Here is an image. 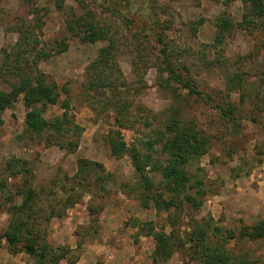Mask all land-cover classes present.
I'll return each mask as SVG.
<instances>
[{"label": "rangeland", "instance_id": "374dc122", "mask_svg": "<svg viewBox=\"0 0 264 264\" xmlns=\"http://www.w3.org/2000/svg\"><path fill=\"white\" fill-rule=\"evenodd\" d=\"M130 1L135 3L133 12H127L125 8L122 10L130 18L144 17L137 8L143 4L157 12L162 21L172 20V27L164 29L165 45H160L155 37L147 36L145 32L139 37L134 36L136 24L129 22L123 12H105L108 6L105 0H85L86 6L103 18L102 23L112 25L118 43L116 55L128 85L142 88L140 94L130 93L125 97L129 103L128 115L123 118L124 125H121L117 117L122 115L117 114L113 105L108 103L112 91L88 87L86 69L96 58L99 48L107 42L91 43L75 37L65 23L70 12H82L83 6L75 0H0V57L4 50H11L17 42L16 27L21 26L24 20L39 24V46L49 43L45 48L50 52V57L41 60L38 67L50 81L58 84L60 92L59 103L47 105L44 115L48 119L60 116L64 112L63 106L67 105L73 121L83 128L74 152L31 139L25 131L26 108L21 95L15 106L3 114L4 124L0 126V178L8 181V193L19 182L18 177L7 179L5 172L7 160L14 156L27 158L31 162L29 166L34 170L36 185L63 178L65 174L73 175L77 171L79 158L102 162L107 172L112 174L105 197L100 199V196L85 193L77 204L66 210L64 217L53 218L48 224V237L55 246L76 248L82 241L81 248H76L78 260H62L59 264H154L155 240L152 236L140 235L139 229L144 222H153L157 229L169 233L171 225L168 213L143 207L136 190L137 178L131 157L128 154L121 157L112 155L109 136L112 130L118 129L126 141L141 144L140 148L144 151L147 148L142 142L152 141V154L165 162L167 154L162 151V144L156 141L157 135L165 131L168 118L177 111L185 120H194L198 128L211 138L208 152L197 158L190 167L195 179L204 180L207 193L199 210L194 211L185 205L183 211L179 212L175 227L177 240L179 237L186 238L197 225L206 227L207 243L220 240L229 255L264 264V238L250 240L241 237L243 228L252 227L264 218V131L260 125L264 114L254 108L252 99V95L259 90L257 66L264 71V48L253 58H245L255 52L257 38L262 35L234 26L232 34L226 36L220 46L223 52L217 55L237 63L232 71L245 76V84L250 90L243 91L245 100L242 101L239 91L228 94L225 69L205 66L206 60L216 57V52L205 45L215 41L217 17L227 13L234 21H240L242 0ZM32 8L40 9L41 21L35 20ZM60 40L67 45L66 50L56 52L51 49ZM162 48L167 49L179 72L193 75L200 89L211 94L216 102L225 106L230 101L235 103L241 108L238 111L244 118L237 121L238 124L232 123L212 107L209 98L189 96L178 83L167 81L165 73L161 74L158 67L163 57L160 54ZM134 60L141 67L139 74L134 71ZM3 87L9 89L7 83ZM173 107L176 110H172ZM152 176L156 182L161 179L159 173H152ZM53 188L61 190L58 184H53ZM8 193L0 189V236L9 222L6 212ZM92 199L104 205L100 213L102 222L97 224L99 232L94 233L95 228L85 233L80 229L78 235L79 226L89 225L88 206ZM108 214L117 215L112 221L105 222L102 218ZM231 233L233 237H230ZM192 243L194 241H189L188 246L191 247ZM0 264L34 263L26 253H11L3 240ZM158 264L200 263L198 258L192 257L188 248L176 244L172 256Z\"/></svg>", "mask_w": 264, "mask_h": 264}, {"label": "trees", "instance_id": "16d2710c", "mask_svg": "<svg viewBox=\"0 0 264 264\" xmlns=\"http://www.w3.org/2000/svg\"><path fill=\"white\" fill-rule=\"evenodd\" d=\"M82 5V12L72 11L66 18L65 23L68 31L75 37L84 41L95 43L97 41L107 42L99 48L96 58L86 69L89 88L93 90L104 89L112 91L111 103L116 109L117 121L123 124V118L127 117L129 107L125 97L131 93L136 95L142 92V88H131L125 80L119 60L116 55L118 43L112 32V25L102 23L100 14L88 8L85 0H75ZM108 6L105 12L120 13L124 8L127 12H133L134 4L130 0H105ZM220 2L221 0H213ZM242 19L234 21L230 14L222 13L216 19L218 28L214 43L206 44L210 50L216 52V57L206 60V67H222L225 69L226 85L228 94L234 91L241 93L242 101L245 100L243 91L249 89L245 84V76L240 72L232 71L233 65L227 58H221L218 53L223 52L220 47L226 36L232 34V28L238 26L250 30L253 34L260 33L256 50L245 56L246 59L253 58L264 48V0H242ZM59 7H61L59 5ZM144 15L130 18L125 12V18L136 24L134 36L145 32L148 36L155 37L160 45H165L164 29L172 27V20L162 21L157 12L141 4L137 7ZM149 9V10H148ZM123 10V11H122ZM138 13V10L134 11ZM36 21H41L40 9L32 8ZM122 14V13H121ZM150 16V19H148ZM27 18V17H26ZM23 20V17H21ZM133 19V20H132ZM25 21L16 27L18 39L11 50H4L0 57V126L4 124L3 114L7 109L13 108L22 95V101L26 108L25 131L31 139L38 142L45 141L48 145H58L69 152H74L79 144V135L83 128L73 121L72 116L64 105V112L60 116L48 119L44 115L47 105L57 104L60 101L59 86L50 81L45 72L39 69L41 60L50 57V52L45 48L47 43L41 45V39L37 28L39 24ZM196 29L195 26H193ZM148 31V32H147ZM151 33V34H149ZM145 36V37H147ZM67 45L62 40L51 46L56 52H63ZM206 50H203L205 54ZM163 56L158 67L167 81H175L183 89L187 90L189 96L196 98H209L212 107L218 110L232 123L238 124L244 115L238 111L241 109L233 102L226 106L216 102L213 96L205 90L200 89L198 81L191 74L179 72L173 64L166 48L160 50ZM143 56L141 57V59ZM147 60V59H146ZM134 71L141 73L139 62L133 61ZM148 66H146L147 68ZM189 70V68L187 69ZM259 76V90L252 95L255 109L264 114V71L257 66ZM8 84L9 89L3 87ZM250 90V89H249ZM247 90V91H249ZM110 104V105H111ZM172 110H176L174 107ZM165 131L157 135V142L162 144V151L167 154L165 162L156 159L151 150L154 149L152 141L142 142L147 148L142 150L141 144L125 140L120 130H112L109 136V145L112 155L121 157L128 154L136 172V190L138 198L143 207L155 208L157 211H166L169 216L171 231L167 233L164 229H157L153 222H144L141 225L140 235L152 236L155 240L153 254L154 264L159 261L168 260L175 251V246H183L189 249L193 258H198L200 264H255L254 262L238 256H231L227 252L224 243L220 240L210 244L207 243L208 230L206 227L196 226L189 231L186 238L175 235L177 217L185 205L192 210H199L202 206L205 194V182L203 179L194 178L195 174L190 167L197 158L206 154L211 143L210 136L204 130L198 128L194 120H185L180 112L175 111L168 118ZM264 131V120L260 122ZM31 162L24 157L14 156L7 160L5 172L8 177H18L19 182L13 185L8 193V181L0 178V189L7 191L6 201L9 205L6 212L9 214L8 226L0 236V245L5 240L7 248L11 253H26L34 264H59L62 260L76 262V248H81L82 241L76 248L52 244L48 237V224L53 218H61L66 214L69 207L77 204L85 193L93 196L105 197L108 192L107 183L112 174L107 172L102 162L88 158H79L77 171L73 175L65 174L63 178H56L47 183L36 185L34 183V170L29 166ZM152 173H159L161 179L156 182ZM58 184L59 189L54 190L53 184ZM63 192L60 195V192ZM95 199L94 197H92ZM91 200L89 210V225L79 226L85 231L93 230L99 232L97 224L100 221V213L104 209L102 202ZM6 202V203H7ZM178 212V213H177ZM176 214V216H175ZM234 234L231 233L230 237ZM241 237L250 240L264 238V218L252 227L241 230ZM189 241H194L191 247Z\"/></svg>", "mask_w": 264, "mask_h": 264}, {"label": "crops", "instance_id": "0c3cea01", "mask_svg": "<svg viewBox=\"0 0 264 264\" xmlns=\"http://www.w3.org/2000/svg\"><path fill=\"white\" fill-rule=\"evenodd\" d=\"M84 132H85V130H84ZM83 132V133H84ZM112 171V170H111ZM115 197V196H114ZM109 213V212H108ZM116 215L117 214H108V216L107 215H105V216H103V218H102V220H104L105 222H108L109 220L110 221H112L115 217H116ZM100 222H102V221H100Z\"/></svg>", "mask_w": 264, "mask_h": 264}]
</instances>
